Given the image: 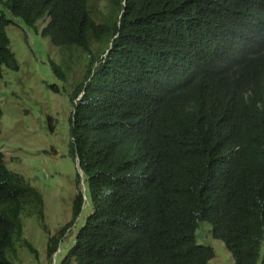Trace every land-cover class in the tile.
I'll return each mask as SVG.
<instances>
[{
  "label": "trees",
  "instance_id": "obj_1",
  "mask_svg": "<svg viewBox=\"0 0 264 264\" xmlns=\"http://www.w3.org/2000/svg\"><path fill=\"white\" fill-rule=\"evenodd\" d=\"M106 2L97 15L90 0H0V75L18 67L17 23L58 50L63 86L84 64L67 93L71 219L46 239L50 264H211L205 223L232 264H264V0ZM31 216L43 196L0 152V264L36 254Z\"/></svg>",
  "mask_w": 264,
  "mask_h": 264
},
{
  "label": "rangeland",
  "instance_id": "obj_2",
  "mask_svg": "<svg viewBox=\"0 0 264 264\" xmlns=\"http://www.w3.org/2000/svg\"><path fill=\"white\" fill-rule=\"evenodd\" d=\"M90 4L97 15L107 11L106 0H90ZM5 31L18 67H3L0 75V152L5 166L34 184L43 196L40 220L34 216L23 219V237L33 244L36 254L21 249L14 264H50L55 254L46 255V239L71 219L78 162L68 155L71 105L67 93L84 74V64H72L63 86L48 61L59 59L58 50L46 38L18 23L7 26ZM51 84L58 87L57 92L50 88ZM47 116L51 117L49 122ZM50 148L56 152L50 153ZM80 224L77 221L72 231L58 241L61 251L57 261L65 245H71V236ZM209 228L205 223L198 229L197 243L212 247L211 264H232L223 242L212 238Z\"/></svg>",
  "mask_w": 264,
  "mask_h": 264
}]
</instances>
